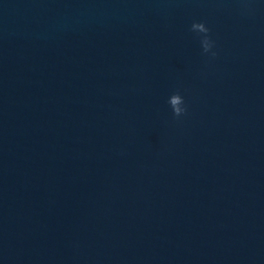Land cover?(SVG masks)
I'll return each mask as SVG.
<instances>
[{
    "label": "water",
    "instance_id": "1",
    "mask_svg": "<svg viewBox=\"0 0 264 264\" xmlns=\"http://www.w3.org/2000/svg\"><path fill=\"white\" fill-rule=\"evenodd\" d=\"M0 264H264V3L0 0Z\"/></svg>",
    "mask_w": 264,
    "mask_h": 264
},
{
    "label": "clouds",
    "instance_id": "2",
    "mask_svg": "<svg viewBox=\"0 0 264 264\" xmlns=\"http://www.w3.org/2000/svg\"><path fill=\"white\" fill-rule=\"evenodd\" d=\"M264 3V0H261ZM189 31L198 38L201 54L209 59H215L217 56L216 41L211 35V30L203 21H192ZM166 104L171 110L173 117H182L188 111V105L184 94L181 91H173L166 98Z\"/></svg>",
    "mask_w": 264,
    "mask_h": 264
}]
</instances>
